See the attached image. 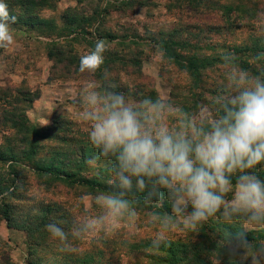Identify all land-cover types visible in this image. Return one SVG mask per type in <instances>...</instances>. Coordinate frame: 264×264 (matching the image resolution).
<instances>
[{"label": "rangeland", "instance_id": "obj_1", "mask_svg": "<svg viewBox=\"0 0 264 264\" xmlns=\"http://www.w3.org/2000/svg\"><path fill=\"white\" fill-rule=\"evenodd\" d=\"M214 1L216 4L213 5ZM259 1L264 5V0ZM140 3L144 5L140 6ZM233 3L234 0H134L130 6L128 0H60L54 9L43 8L39 14L42 19L54 22L57 29L42 27V32L38 33L10 26L15 43L7 49L0 48V90L10 89L8 95L12 97L16 89H22L30 92V99L37 97L28 106L27 116L45 136L50 132L67 137L64 151L75 150L80 145L86 150L92 149L86 124L81 120V114L87 111L84 97L90 84L99 90L113 86L123 89L133 101H139L135 96L138 91L152 90L157 99L186 114L170 115L167 119L170 128H177L181 119H199L205 106L214 118L218 115V99L233 92L231 80L236 71L217 66L205 73L204 83H222L223 88L202 93V100L195 106L188 90L191 86L188 75L148 44L140 45L139 54H136L134 43L139 39L147 42L172 39L194 44L202 49L197 52L200 55H226L225 51L214 49V45H240L247 43L250 36L260 35L247 29L232 33L209 29L225 24L224 7ZM102 9H108V12H100ZM239 9L244 11V5H239ZM67 12L69 16L90 20L80 34L71 35L68 31L59 34L64 26L61 16ZM98 39L107 45L104 58L117 61V57L122 56L129 61L137 57L141 59V67L127 65L123 68L115 62L105 68L107 73L104 69L95 75L80 73V57L92 50L90 43L95 46ZM123 42L126 44H121ZM55 47H61L67 58L71 57L68 55L70 49L76 56L69 59V65H59L57 60L48 58V52ZM56 121L65 127L60 126L62 124L53 127ZM7 129L0 125V147L4 146ZM44 145L39 158H44L47 152L52 153L53 148L48 150L47 147L62 144L49 140ZM6 167L0 163V175L5 177ZM108 168V162L101 161L89 171L104 176L103 171ZM20 170L27 179L19 183L20 194L15 195L19 200L8 199L12 228H8L0 213V264H157L162 253L152 250L154 240H159L160 244L180 240L189 246L196 245L207 252L212 264H226L224 257L216 254L207 241L211 236L207 230L209 221L201 222L193 230L184 217L171 213L170 206L169 214L134 212L133 215L128 210L121 217L104 219L107 210L100 199L103 195L90 194L81 188L73 190L47 177L32 175L28 169ZM255 174L262 179L264 165L256 169ZM3 201L0 197V205ZM49 204H57L62 211L57 212L54 208L56 213L48 215L42 207ZM51 218L57 225H63L68 234L64 245L53 241L45 229L46 224L52 223ZM212 219L214 224L239 223L247 234L263 228L240 216L231 222L219 215ZM74 231H78L79 236H74ZM221 231L222 228L216 229L218 233ZM64 246L70 247L71 252L59 250ZM234 256L248 264H264V251L255 248H236Z\"/></svg>", "mask_w": 264, "mask_h": 264}, {"label": "clouds", "instance_id": "obj_2", "mask_svg": "<svg viewBox=\"0 0 264 264\" xmlns=\"http://www.w3.org/2000/svg\"><path fill=\"white\" fill-rule=\"evenodd\" d=\"M16 22L0 0V48L15 43L10 26ZM106 50V42L98 39L80 57L79 72H99ZM231 84L232 94L218 99L217 116L211 118L205 106L199 119H181L177 128H170L167 119L177 113L186 116L180 108L150 97L133 101L115 86L99 90L89 85L81 120L93 151L85 164L112 161L109 183L119 190L100 198L107 210L104 219L121 217L129 210L125 197L141 193L146 201L166 197L171 213L184 217L193 230L217 215L228 222L244 217L264 227V180L255 174L264 165V80L240 69ZM45 229L61 245L68 239L57 223ZM159 247L154 240L153 249ZM59 250L71 252L68 246Z\"/></svg>", "mask_w": 264, "mask_h": 264}, {"label": "trees", "instance_id": "obj_3", "mask_svg": "<svg viewBox=\"0 0 264 264\" xmlns=\"http://www.w3.org/2000/svg\"><path fill=\"white\" fill-rule=\"evenodd\" d=\"M60 0H5L8 9L12 15L17 17V22L11 26L17 30H28L33 32H42L43 28L57 29L54 22L46 21L40 17V11L43 8L54 9ZM237 1V2H236ZM138 4V1H136ZM235 3L230 6H225V24L217 27H209L210 30H225L232 33L238 30H250L260 33L259 36H250L247 43L236 45H214V49H219L227 54L222 55H200L194 44L187 41H174L172 39H151L150 42L142 39L137 40L135 53L139 54V46L148 44L155 51H159L162 57L176 66L179 70L184 71L191 81L189 92L192 93L193 103L202 100V93L218 90L223 88L222 83L210 81L204 83L206 78L205 73L211 71L217 66L227 67L230 71H238L243 69L249 72L252 76H259L264 80V5L259 1L253 0H234ZM243 2V3H242ZM130 6H133L134 0H128ZM140 6L145 4L140 3ZM216 2H213V5ZM244 5V11L239 9V5ZM16 9V11H12ZM100 12L107 13L108 9H102ZM96 17V15H94ZM63 28H60L59 34L63 31H68L71 35H78L83 30L84 26L90 21L89 19H79L78 17L69 16L68 12L61 16ZM234 34V33H233ZM121 44H126L123 42ZM90 45L94 43L91 42ZM207 51L210 49L206 48ZM68 55L76 56L73 50L68 51ZM71 57H65L61 47H55V50L48 52L50 60H57V64L69 65ZM227 58V59H226ZM117 62V65L126 67L127 65L140 68L142 65L140 58H133L125 61L122 56L117 57V61L104 58V64L99 72L107 68L108 64ZM128 62V63H127ZM69 73V71H67ZM117 76V82H119ZM177 88V86H174ZM200 91L196 93V91ZM10 89L0 90V125L3 128H8V134L3 140V147H0V163L5 164L6 177L0 175V197L3 202L0 205V213L5 220L8 228H12V219L10 215V202L8 199L19 200L15 195L20 194L19 183L27 179L21 169H28L32 175L38 177L44 176L49 180L57 181L67 186L70 189L77 190L79 188L86 189L90 194L103 195L108 192H118L113 184H110L111 179L110 167L112 161L108 162V169L103 171V175H93L85 164V160L92 154L93 149L86 150L83 145H80L75 150H65L64 147L68 142L67 137L61 136L59 133L52 135L50 132L46 136L42 130L32 124L27 116L28 106L37 99H30V92L22 89L15 90V97L8 95ZM138 100L150 97L153 101L157 100L152 90L144 92L138 91L135 93ZM165 103V102H164ZM186 105V103L184 104ZM219 114V107L217 108ZM62 124V125H60ZM65 127L62 122H54L55 126ZM56 140L62 145L49 146L48 150L52 149V155L47 152L44 158H39V153L46 146L45 141ZM260 167L257 168V170ZM86 173V174H85ZM262 180H264V176ZM129 200V210L131 212H153L169 214V203L166 197L160 200L153 199L146 201L144 194L135 193L128 194L125 197ZM60 206V205H59ZM45 213L53 216L57 212H61L57 204L43 205L42 210ZM63 217V215H62ZM52 223H55L51 218ZM207 230L211 234L207 241L209 246L214 248V251L219 256L224 257L226 264H248L245 261H240L237 256H234V249H251L255 248L264 251V227L257 231L247 234L242 228V225H229L228 223H213V219L209 218ZM59 227L63 225L58 224ZM63 228V227H62ZM222 228L221 233L216 232V229ZM152 250L162 253L156 260L157 264H212L208 258L207 252L196 245L186 244L183 241H162L158 250Z\"/></svg>", "mask_w": 264, "mask_h": 264}]
</instances>
